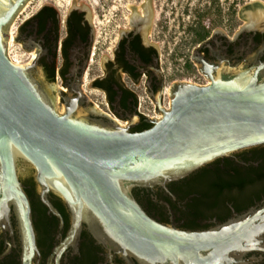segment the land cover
<instances>
[{
  "label": "water",
  "instance_id": "1",
  "mask_svg": "<svg viewBox=\"0 0 264 264\" xmlns=\"http://www.w3.org/2000/svg\"><path fill=\"white\" fill-rule=\"evenodd\" d=\"M25 1L0 0V229L13 234L14 217L20 264H37L40 256L18 179L20 161L34 169L45 202L53 191L71 211L57 253L77 239L83 224L139 264H244L247 252L263 248L264 206L207 229H181L151 217L133 189L164 185L218 157L264 144V62L217 71L203 86L172 84L169 107L147 119L149 128L131 131L91 116L81 94L57 103L33 65L10 60L6 28Z\"/></svg>",
  "mask_w": 264,
  "mask_h": 264
},
{
  "label": "flooded vegetation",
  "instance_id": "2",
  "mask_svg": "<svg viewBox=\"0 0 264 264\" xmlns=\"http://www.w3.org/2000/svg\"><path fill=\"white\" fill-rule=\"evenodd\" d=\"M126 1L125 11L115 5L111 33L103 37L100 14L88 4L74 2L62 10L45 0L32 10L26 0L12 22L13 31L7 30V50L15 45V63L33 65L52 85L57 103L81 94V106L91 116L110 118L131 131L152 125L147 119L156 117L159 107L166 108L172 84L203 86L217 71L264 62V18L256 25L247 18L232 24L229 15L217 12L206 26L196 21L184 29L177 18L170 33L169 0ZM18 179L31 206L37 264H139L99 242L86 224L57 253L72 225L68 205L53 191L43 200L33 168L26 166ZM134 195L151 217L181 229L225 222L264 206V144L218 157L164 185L135 187ZM11 221L13 234L0 229V255L9 249L0 264H20L13 216ZM243 259L244 264H264V247Z\"/></svg>",
  "mask_w": 264,
  "mask_h": 264
},
{
  "label": "rangeland",
  "instance_id": "3",
  "mask_svg": "<svg viewBox=\"0 0 264 264\" xmlns=\"http://www.w3.org/2000/svg\"><path fill=\"white\" fill-rule=\"evenodd\" d=\"M31 1L30 5L33 6V8L30 7V9L34 10L37 8L41 3L45 2V0H27ZM52 3H54L58 8L62 10H66L69 8L70 4L74 2H82L84 4L90 5L92 8L97 9V13L100 14L98 23L99 29L102 31V36L106 37L109 36L112 30L113 26V18H114V12L116 10L115 5H119L120 8L123 10L125 9L122 4L126 3V0H48ZM162 2V0H160ZM172 3L169 0V5L166 7L167 11H173L171 16L167 18L168 21V29L170 33H172L177 26V23L175 19L180 18L181 24L183 26V29L186 26H189L192 22H196L198 20V12H201L204 9L211 8L209 15L203 19V25L206 26L205 21H207V18L213 17L214 13H216L217 9L221 10V13H225L229 15L231 23L233 24V21L235 20L238 23H241L242 20H246V13L247 11L254 10L256 8L264 9V0H259L262 2V7L257 6L254 8H246V4L249 3V0H216L215 3L213 0H171ZM156 3H158V0H156ZM122 6V7H121ZM169 6H172L170 8ZM232 10H235V13L232 14ZM243 10V11H242ZM125 11V10H124ZM176 12L178 14L176 15ZM181 12V15H180ZM127 14V12H125ZM16 15L14 16L13 20L9 24L8 28H6V31H13V27L11 28L12 22L15 20ZM175 35V34H174ZM183 36L184 33H183ZM7 39V38H6ZM110 45V44H109ZM9 50L11 51L12 57H14L15 53V45L12 43ZM16 59V57H14ZM57 100V98H56ZM170 102V99L166 100V103ZM31 167L28 164H25L23 162H18V172L24 174V168L25 167ZM32 168V167H31Z\"/></svg>",
  "mask_w": 264,
  "mask_h": 264
},
{
  "label": "bare ground",
  "instance_id": "4",
  "mask_svg": "<svg viewBox=\"0 0 264 264\" xmlns=\"http://www.w3.org/2000/svg\"><path fill=\"white\" fill-rule=\"evenodd\" d=\"M250 1V0H249ZM252 4L257 3L261 5L262 7V2L259 0H251L250 1ZM130 7V6H129ZM243 11V10H242ZM246 18L249 20L250 24L256 25L259 20L264 18V9L256 8L254 10L247 11L246 13ZM13 40V35L11 34L9 44H11V41ZM10 48V47H9ZM10 53V52H9ZM15 61V59H14ZM62 110V109H61Z\"/></svg>",
  "mask_w": 264,
  "mask_h": 264
},
{
  "label": "trees",
  "instance_id": "5",
  "mask_svg": "<svg viewBox=\"0 0 264 264\" xmlns=\"http://www.w3.org/2000/svg\"><path fill=\"white\" fill-rule=\"evenodd\" d=\"M215 1L216 0H213V2L215 3ZM210 10H211V8H207V9H204V10H202L201 12H198L197 14H198V23H199V25L200 26H204L202 23H203V19L205 18V17H207V15H209V13H210ZM217 12H221V10L220 9H217L216 10V13ZM235 13V10H232V14H234ZM133 194H134V189H133ZM135 196V195H134Z\"/></svg>",
  "mask_w": 264,
  "mask_h": 264
},
{
  "label": "built area",
  "instance_id": "6",
  "mask_svg": "<svg viewBox=\"0 0 264 264\" xmlns=\"http://www.w3.org/2000/svg\"><path fill=\"white\" fill-rule=\"evenodd\" d=\"M7 55H8V57L10 58V60H12L13 62H15L14 61V58L12 57V55L9 53V50H7ZM166 109L169 107V102L168 103H166ZM160 116V114H158V115H156V117H159Z\"/></svg>",
  "mask_w": 264,
  "mask_h": 264
}]
</instances>
